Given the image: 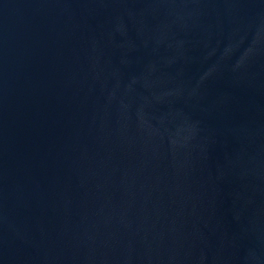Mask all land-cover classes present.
<instances>
[{"label": "water", "instance_id": "95a60500", "mask_svg": "<svg viewBox=\"0 0 264 264\" xmlns=\"http://www.w3.org/2000/svg\"><path fill=\"white\" fill-rule=\"evenodd\" d=\"M0 264H264V0H0Z\"/></svg>", "mask_w": 264, "mask_h": 264}]
</instances>
